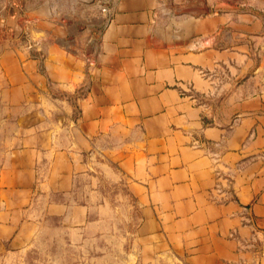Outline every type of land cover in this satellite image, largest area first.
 <instances>
[{
	"label": "crops",
	"instance_id": "crops-1",
	"mask_svg": "<svg viewBox=\"0 0 264 264\" xmlns=\"http://www.w3.org/2000/svg\"><path fill=\"white\" fill-rule=\"evenodd\" d=\"M29 21L0 59V263L112 226L117 264H264V0Z\"/></svg>",
	"mask_w": 264,
	"mask_h": 264
},
{
	"label": "rangeland",
	"instance_id": "rangeland-1",
	"mask_svg": "<svg viewBox=\"0 0 264 264\" xmlns=\"http://www.w3.org/2000/svg\"><path fill=\"white\" fill-rule=\"evenodd\" d=\"M114 0H0V59L6 50L35 48V17L92 20L106 15ZM246 8V5H241ZM250 7V6H249ZM91 25L86 24V30ZM46 30H48L46 28ZM53 222L50 221V224ZM59 228V227H58ZM112 226L101 238L91 230L59 229L43 232L22 252L0 264H117L129 256V241Z\"/></svg>",
	"mask_w": 264,
	"mask_h": 264
}]
</instances>
